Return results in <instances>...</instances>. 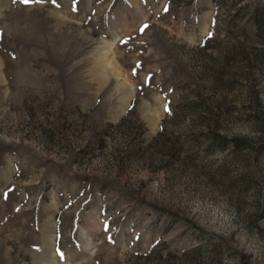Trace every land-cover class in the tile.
<instances>
[{
    "label": "rangeland",
    "instance_id": "obj_1",
    "mask_svg": "<svg viewBox=\"0 0 264 264\" xmlns=\"http://www.w3.org/2000/svg\"><path fill=\"white\" fill-rule=\"evenodd\" d=\"M0 264H264V0H0Z\"/></svg>",
    "mask_w": 264,
    "mask_h": 264
},
{
    "label": "snow or ice",
    "instance_id": "obj_2",
    "mask_svg": "<svg viewBox=\"0 0 264 264\" xmlns=\"http://www.w3.org/2000/svg\"><path fill=\"white\" fill-rule=\"evenodd\" d=\"M21 3L29 4L35 2V0H20ZM53 3H55V0H53ZM147 27V25H145ZM143 31V29H141Z\"/></svg>",
    "mask_w": 264,
    "mask_h": 264
},
{
    "label": "trees",
    "instance_id": "obj_3",
    "mask_svg": "<svg viewBox=\"0 0 264 264\" xmlns=\"http://www.w3.org/2000/svg\"><path fill=\"white\" fill-rule=\"evenodd\" d=\"M257 13V12H256ZM256 24H257V28H258V30L260 31V29L262 28V23H261V21L260 20H257L256 21Z\"/></svg>",
    "mask_w": 264,
    "mask_h": 264
}]
</instances>
